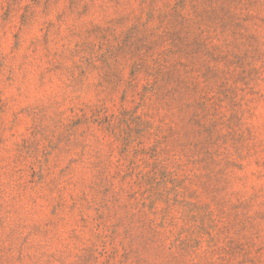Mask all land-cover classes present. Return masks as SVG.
Masks as SVG:
<instances>
[{"label": "rangeland", "instance_id": "1", "mask_svg": "<svg viewBox=\"0 0 264 264\" xmlns=\"http://www.w3.org/2000/svg\"><path fill=\"white\" fill-rule=\"evenodd\" d=\"M94 3L0 0V264H264V0Z\"/></svg>", "mask_w": 264, "mask_h": 264}, {"label": "clouds", "instance_id": "2", "mask_svg": "<svg viewBox=\"0 0 264 264\" xmlns=\"http://www.w3.org/2000/svg\"><path fill=\"white\" fill-rule=\"evenodd\" d=\"M115 7L116 6L114 4L109 3V0H95L93 10L100 16L110 17L113 14ZM119 7L121 9L126 8L131 12L136 8V2L127 5L121 4ZM260 8L264 10V3L260 5ZM261 14L264 15V11H262ZM40 93L41 99L38 102L47 110V115L52 116L54 113L59 115L61 111V105L65 98V86L63 83L46 86L40 90ZM25 102L32 103L33 101L28 100ZM95 111L96 109H93L88 112V116L91 118V120L96 118L94 116ZM261 111L264 112V102L261 103ZM110 144L111 149L109 148ZM150 144L151 141L148 140L145 142L144 146L147 147ZM118 147L119 145L116 144L115 141H113V139L106 134H98L95 137H89V139L84 144L80 145V148L83 149L86 162L89 160L95 162V167L92 169L93 173L98 172L101 174L102 178H107L108 180L112 179L113 170L119 167V165L116 163L119 158L115 155V149ZM120 164H123V161H121ZM65 242L67 243L68 241ZM70 243L74 246L65 250V255H67L68 252H71L72 258H75V254L81 247L86 246L88 240L86 238H73ZM217 247H219V245H217ZM211 251V248H208L207 251L204 248L198 249L200 254L199 256L201 257H207L208 253ZM192 264H195V262L192 261Z\"/></svg>", "mask_w": 264, "mask_h": 264}]
</instances>
